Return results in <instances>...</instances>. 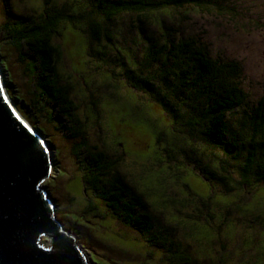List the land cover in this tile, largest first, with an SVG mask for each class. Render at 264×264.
<instances>
[{
    "label": "rangeland",
    "instance_id": "1",
    "mask_svg": "<svg viewBox=\"0 0 264 264\" xmlns=\"http://www.w3.org/2000/svg\"><path fill=\"white\" fill-rule=\"evenodd\" d=\"M44 1L0 0L2 79L20 114L51 150L50 171L41 187L53 201L55 219L72 235L85 261L173 264L172 255L179 253L190 261L185 264H264V185L237 187L232 166L228 169L234 178L233 190L225 191L216 182L209 184L192 170V158L216 165L213 170L220 174L215 160L220 154L194 134L189 139L190 135L181 132L179 119L174 120L150 95L125 80L124 67L145 70L141 55L148 43L138 36L133 16H116L108 26L113 40L99 43L88 39L83 24L59 26L54 39L62 49L57 70L60 79L71 86L70 97L83 122L81 138L61 135L51 109L34 104V84L1 25L16 15H36L44 6L72 11L77 0ZM227 1L234 8L230 15L188 5L168 17L169 11L154 12L155 23L147 20L142 28L146 35L154 34L164 18L163 24L172 23L180 35L203 38L213 55L240 62L250 102L264 96V0ZM120 48L131 52L125 66L120 65ZM138 69H134L136 74ZM229 114L228 126L239 127L240 112ZM80 139L117 160V174L142 195L156 226L168 228V236L178 245L172 248L175 253L148 246L85 188L73 154ZM40 241L48 247L51 238L42 235Z\"/></svg>",
    "mask_w": 264,
    "mask_h": 264
},
{
    "label": "trees",
    "instance_id": "2",
    "mask_svg": "<svg viewBox=\"0 0 264 264\" xmlns=\"http://www.w3.org/2000/svg\"><path fill=\"white\" fill-rule=\"evenodd\" d=\"M45 1L44 4H49ZM226 1L77 0L72 11L66 7L44 6L36 15H16L4 21L1 28L34 84V104L49 107L60 134L72 139L82 137L83 122L75 112L71 86L60 79L57 70L62 49L54 39L60 32L59 26L83 24L88 39L99 43L101 39L113 40L108 26L116 16L120 15V19L125 15L133 16L138 36L148 43L141 55L145 70H139L138 66L124 67L125 80L135 90L150 95L174 120L179 119L181 132L188 137L194 134L202 144L220 154L215 159L220 174L213 170L216 165L208 161L202 164L196 157L192 158V170L209 184L219 183L229 192L234 188L229 166L235 170L237 187L264 185V96L249 102L250 92L243 86L240 62L213 55L203 38L180 35L172 23L163 24L164 18H160V30L154 34L146 35L142 28L147 20L155 23L152 13L171 10L165 16L168 17L188 5L203 11L210 7L220 14L230 15L234 8ZM130 55V49L121 51L120 48V65L125 66ZM155 63L159 64L152 69ZM134 69L139 72L136 74ZM236 110L241 115L237 128L227 124L229 113ZM192 138L190 135L189 139ZM73 148L85 188L148 246L175 253L177 250L172 248L178 245L168 236V228L156 226L142 195L117 174V160L95 145H89L85 139L77 141ZM178 254L172 255L173 264L190 262Z\"/></svg>",
    "mask_w": 264,
    "mask_h": 264
},
{
    "label": "water",
    "instance_id": "3",
    "mask_svg": "<svg viewBox=\"0 0 264 264\" xmlns=\"http://www.w3.org/2000/svg\"><path fill=\"white\" fill-rule=\"evenodd\" d=\"M1 68L0 63V264H90L54 217L53 201L41 187L51 150L15 109ZM42 235L51 238L48 247Z\"/></svg>",
    "mask_w": 264,
    "mask_h": 264
},
{
    "label": "bare ground",
    "instance_id": "4",
    "mask_svg": "<svg viewBox=\"0 0 264 264\" xmlns=\"http://www.w3.org/2000/svg\"><path fill=\"white\" fill-rule=\"evenodd\" d=\"M8 93V92H7ZM8 97L10 98V100L12 101V103H14V101L11 99V97L8 95ZM15 105V104H14ZM15 109H17V111H18V108L16 107V105H15ZM19 112V111H18ZM20 113V112H19Z\"/></svg>",
    "mask_w": 264,
    "mask_h": 264
}]
</instances>
